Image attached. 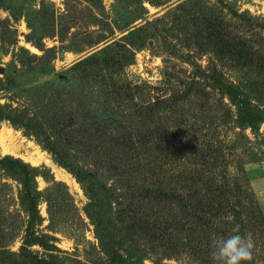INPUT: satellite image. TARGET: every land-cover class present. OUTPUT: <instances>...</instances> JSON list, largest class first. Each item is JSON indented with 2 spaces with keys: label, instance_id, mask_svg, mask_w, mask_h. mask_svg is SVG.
Instances as JSON below:
<instances>
[{
  "label": "rangeland",
  "instance_id": "rangeland-1",
  "mask_svg": "<svg viewBox=\"0 0 264 264\" xmlns=\"http://www.w3.org/2000/svg\"><path fill=\"white\" fill-rule=\"evenodd\" d=\"M41 1L5 0L4 5L11 10L0 8V18L8 17L10 29H15V32L8 31L6 43L9 44L0 49V67L3 68L0 71V88L3 85L13 87L15 93H18V103L27 101L25 97H34L37 91L47 92L46 97L56 103L65 96L75 102L73 97L76 100L81 97L78 92L94 89L99 104L102 105L103 99L107 98L109 104L120 113L116 119L130 123L140 137L144 135L143 123L133 115L132 109L135 104L146 101L150 96L153 101L159 97L160 115L169 125L166 134L172 131L176 133L177 140L182 141L195 137L197 141L205 140L207 143L214 140L216 146L208 149L209 160L202 165L212 168V162L216 161L214 157L222 153L223 157L218 156L219 161L215 162L217 169H228L238 182L247 183L264 212V122L257 124L255 130L249 126H239L235 121L240 119L239 108L229 103L227 95L218 90L210 78L216 71L222 81H231L235 86H241L243 81L244 87L254 88L251 81L245 78L263 70L248 69L250 72L245 73L243 79L242 68L227 60H220L214 43L216 38H212L213 34L217 37H229L234 32H240V29L250 26L253 17H259L255 19L257 26L262 25L264 0H75L73 5L77 9L74 11L76 10L78 24H74L68 34L70 38V34H79L73 39V50H62L57 35L45 37L42 39L44 46L53 49L49 53L51 59L42 64L31 59L30 64L28 56L19 53L18 47H25L30 53L37 55L43 54L42 50L25 39L30 32L27 23L37 21L33 12L44 5ZM49 1L54 3L57 10L54 17L65 9L66 0ZM141 5L146 12L137 18L142 12ZM45 7L50 11L49 5ZM78 8L81 10L78 11ZM242 11L249 13L241 16ZM81 18L82 23L78 22ZM116 26L125 27L118 30ZM84 33H90L88 37L94 39V42L80 50ZM103 35L105 37L97 41ZM124 35L127 38H123ZM34 37L38 39V35ZM10 42H16L17 46ZM107 45L109 48L101 51ZM98 51L101 53L97 57L84 60ZM80 61L82 62L79 64ZM40 69H45L48 73L41 75ZM196 71L204 75L201 76ZM70 73H74L73 76ZM59 78L69 81L64 83ZM60 91L63 92L61 95ZM11 93L13 92L0 90V103L10 102L8 97ZM36 97L40 99L42 96ZM71 101H67L69 105L72 104ZM248 102L252 105L264 103V95L262 98L250 97ZM12 104L16 106L17 100ZM32 110L37 111L39 108L34 107ZM76 115L79 117V114ZM73 123L76 124L77 121L74 120ZM35 131L16 127L9 121H0V135L10 144L7 153L0 147L2 154L12 153L11 155L40 167L48 179L53 177L67 187V195L62 186L56 185L51 189V192L58 191L64 198L56 206H52L51 216L45 201H40L38 206L41 222L34 229L39 235L43 233L54 236L55 240H46L48 246L34 244L29 249L46 259L52 255L59 264H110L113 255L110 251H102L94 225L86 214L85 207L89 200L82 185L43 147L44 144ZM136 145L138 151L142 149L141 143ZM218 148L221 150L219 153ZM36 152L43 153L52 164L30 162L29 156ZM191 152L196 153L194 150ZM181 153L178 148L173 152L170 146L160 153L159 161L163 163V170L158 180L159 203H148L147 193L128 189L122 200L123 217L119 219L122 220L120 223L125 232L128 228H134L149 255L169 264H189L193 258L192 233L182 230L175 234L167 228L157 238L151 228L155 217L168 218L167 223L183 219L182 212L180 215L175 213L179 206L172 193L175 187L179 188V171L195 167L197 160L195 157L189 161L181 159ZM53 165L67 174L71 182L57 176ZM231 175L228 172L227 177L224 174L226 178L221 179L231 182L234 180ZM37 184L40 190H44L50 183L38 176ZM50 219L53 224H50ZM16 220H19L16 221L18 225L20 219ZM186 227L190 228L189 225ZM6 228L10 227L6 225ZM23 229L24 226L18 234L8 230L5 233L11 234L5 237L1 234L0 241L9 240L14 235L8 248L18 251L23 242ZM123 253L127 260L129 253ZM260 255L263 256L264 252L261 251ZM15 258L8 257L0 261V264H11ZM139 264L153 263L145 258Z\"/></svg>",
  "mask_w": 264,
  "mask_h": 264
},
{
  "label": "trees",
  "instance_id": "trees-1",
  "mask_svg": "<svg viewBox=\"0 0 264 264\" xmlns=\"http://www.w3.org/2000/svg\"><path fill=\"white\" fill-rule=\"evenodd\" d=\"M74 1L66 0L65 9L59 11V16L56 17L54 15L57 10L54 3L49 0L41 2L45 6L49 5L50 11L43 5L33 12L37 16V21L27 23L30 32L25 39L42 50L43 54L37 55L30 53L25 47H18L19 53L28 56L30 64L31 59L39 64L47 63L51 59L49 53L53 49L44 46L42 39L45 37L57 35L62 50H73V39L79 35L73 33L70 34L71 38L68 37L74 24L75 26L78 24ZM4 3L5 0H0V8L9 9ZM140 9L142 12L137 18L146 12L143 5ZM79 10L81 8H78ZM248 13L242 11L240 15L245 16ZM255 19L259 17H253L250 26L240 29V32L232 33L229 37L224 35L217 37L213 34L212 38H216L214 43L220 60H227L234 66L242 68L243 79L245 73L250 72L247 71L248 69L263 70V72L249 74L245 78L251 81L250 84H253L251 86L254 88L244 87L243 81L241 86H235L231 81H222L216 71L212 73V77L210 76L213 84L217 85V89L227 95L229 103L239 108L240 119L235 120L237 124L241 127L249 126L254 130L257 124L264 122V103L258 102L252 105L248 102L250 97L262 98L264 95V16L263 24L260 26L256 25ZM82 20L81 18L78 22L82 23ZM10 27L8 17L0 18V49L9 44L6 43L8 31L15 32V29ZM124 27L116 26L118 30ZM89 34L84 33L80 50L94 42V39L88 37ZM36 35L38 39H35ZM103 37L105 36H100L97 41L102 40ZM123 38L127 36L124 35ZM66 41L70 43L66 44ZM10 43L17 46L16 42ZM108 48L107 45L101 51ZM101 51L89 55L84 60L89 61L97 57ZM21 65L25 66L22 63ZM39 72L41 75L48 73L45 69H40ZM196 72L200 73V71ZM70 74L73 76L74 73ZM59 80L64 83L69 81L63 78ZM89 88L92 87L89 86ZM0 90L13 92L8 97L10 102L0 103V121H9L12 125L25 130H36L35 134L40 137L43 147L82 185L89 200L85 207L86 214L94 225L102 251L105 253L110 251L113 255L110 264H139L145 258L153 264H169L149 255L144 245L140 243V237L134 228H128L125 232L120 223L122 220L119 221L123 217L124 201L122 200L126 197L128 189L147 193L146 202L148 203H159L158 180L163 170V163L159 161V158L160 153L169 146L173 152L177 148L180 153L182 151L181 159L189 161L190 158L193 160L195 157L197 161H195V167L183 168L179 171V188L175 187L172 193L173 199L179 206L177 212L175 210L174 212L177 215L182 212L183 219L170 220L167 223L168 218L155 217L154 225L151 227L154 230V236L160 238L167 228L175 234L182 230L189 231L194 235L193 258L190 259L189 264H213L209 255L213 236L230 235L233 227L238 225L239 234H250L255 244L252 261L244 262V264H264V255H260L261 251L264 252V212L259 207L251 189L247 183L238 182L236 176L231 175L228 169L224 171L217 169L215 162L219 161L218 156L223 157L222 153L214 157L216 161L212 162L214 165L211 166L212 168L202 165L209 160L207 159L208 149L211 150L216 146L214 140L207 143L205 140L197 141L195 137L182 141L177 140L176 133L172 131L166 134L169 125L163 121V116L160 115L162 113L159 112L161 98H154L153 101V97L150 96L146 98V101L134 105L132 113L141 119L144 127V135L140 137L136 128L131 127L130 123L116 119L120 113L109 104L107 98L103 99L102 105L99 104L98 95L94 89L78 92L77 94H81V97L77 100L73 97L75 102L65 96L61 97L58 103L46 97L47 92L40 91L35 92L34 97H25L27 101L24 103H18V93H15L13 87L3 85ZM62 93L60 91V95ZM36 96L42 97L38 99ZM15 99L17 105L13 106ZM68 100L72 102L71 105L68 104ZM34 107L39 110L33 111ZM76 114H79V117ZM74 120L77 121L76 124L73 123ZM140 143L142 149L138 151L136 144ZM193 143L195 145H192ZM192 150L196 153H192ZM218 150H216L218 153L221 152L219 148ZM220 172L225 176L229 172L234 180L229 182V180L221 179L227 176L224 177ZM38 176H42L50 183L46 189L38 188ZM56 185L62 186L66 195L68 194L63 182L56 181L53 177L48 179L40 167L33 166L19 157L0 152V235L5 237L11 234L5 233L8 230L18 234L24 226L23 242L18 251L8 248L14 235L9 240L0 241V261L8 257H16L11 264H59L54 256L51 255L46 259L29 249V246L34 244L48 246L46 240H55V237L51 235L43 233L39 235L34 226L41 222L38 208L40 201L46 202L48 214L51 216L52 206H56L64 199L58 191L51 192ZM143 197L145 198V195ZM175 213L172 215L173 219ZM17 218L20 219L18 225ZM50 224H53L51 219ZM6 225L10 228H6ZM186 225L190 228L188 229ZM123 252L129 253L127 260Z\"/></svg>",
  "mask_w": 264,
  "mask_h": 264
},
{
  "label": "clouds",
  "instance_id": "clouds-1",
  "mask_svg": "<svg viewBox=\"0 0 264 264\" xmlns=\"http://www.w3.org/2000/svg\"><path fill=\"white\" fill-rule=\"evenodd\" d=\"M230 235H214L209 255L213 264H244L253 259L254 240L250 234L241 235L239 226Z\"/></svg>",
  "mask_w": 264,
  "mask_h": 264
},
{
  "label": "bare ground",
  "instance_id": "bare-ground-1",
  "mask_svg": "<svg viewBox=\"0 0 264 264\" xmlns=\"http://www.w3.org/2000/svg\"><path fill=\"white\" fill-rule=\"evenodd\" d=\"M32 50L36 51L35 49H32ZM9 145L10 144L7 142V140L0 135V147L4 153L5 152L7 153V151H9V149H10ZM13 152H15V151H13ZM28 160L32 163H37V162L43 161L46 163L48 162L50 165L52 164L51 161L43 153H40V152H36L35 154H32L31 156H29ZM53 168H54L53 170L56 172L57 176L64 178L68 182H71V180L69 179V176L67 174L63 173L62 170H60L59 168H56L55 165H53Z\"/></svg>",
  "mask_w": 264,
  "mask_h": 264
},
{
  "label": "water",
  "instance_id": "water-1",
  "mask_svg": "<svg viewBox=\"0 0 264 264\" xmlns=\"http://www.w3.org/2000/svg\"><path fill=\"white\" fill-rule=\"evenodd\" d=\"M2 69H3V68H2V67H0V71H2Z\"/></svg>",
  "mask_w": 264,
  "mask_h": 264
}]
</instances>
